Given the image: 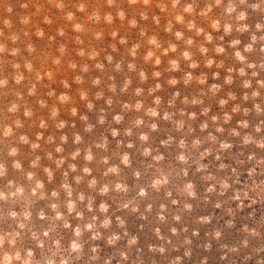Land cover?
<instances>
[{
  "label": "clouds",
  "instance_id": "obj_1",
  "mask_svg": "<svg viewBox=\"0 0 264 264\" xmlns=\"http://www.w3.org/2000/svg\"><path fill=\"white\" fill-rule=\"evenodd\" d=\"M54 3V6L59 11L65 10L64 0H50ZM129 6L142 4L145 8L151 7L152 0H127ZM106 6L113 8L117 6V0H106ZM160 10L168 11L169 6L174 11L175 24H186V28L189 31H195L197 36H203L205 44H212L214 36L211 32H206L203 27H198L194 20H188L185 22V16L199 15L201 17H209L213 13L214 9H220L221 14L213 18L210 23V27L214 32L223 31V35L218 37L221 43L215 45L213 51L216 55H223L226 52V48L223 44L225 36H231L233 32L237 34L249 33V40L247 43H242L239 35L232 38L228 42V47L233 49V58L240 65L237 69L235 67H229L227 69V75L224 78V83L231 85L234 83L235 75L243 78L241 80V87L245 90L251 89V91H245L241 99L245 102L252 101L251 107L242 106L241 104H234L231 109V113L225 112L223 116L211 115L210 122L214 125V131H208L209 120H204L199 124V131L201 133H207L205 136H196V129L189 123V121H195L197 119L196 112H186L184 109L177 111H163L161 113L160 105L162 98L154 95L155 92L161 90L162 85L156 83L154 87L148 89V94L153 95L151 105L145 104L143 99H136L134 103H124L122 107V113L114 114L112 117V123L119 125L124 121V114L127 112L142 113L137 115L133 119L128 127L123 129V136L129 138L127 142L122 139L117 140V146L122 150L115 154L117 163H113V155L107 154L97 156L95 148L99 152H109V139L107 135L100 137L93 145L86 146L81 149L76 147L69 153L68 157H65L64 145L68 142L67 134H62L59 137L60 143H55V137L49 135L46 143L55 144L54 152L58 154L53 156V152L46 154L47 159L55 164V169H64V165L70 159L72 163H67V168L63 170V180L59 185V188L49 190L46 187L47 184H51L54 180L55 170L50 166H44L42 168L43 173L46 176L45 179L40 178L35 169L41 168L42 157L37 154L31 159L29 163V169L26 170L23 162L17 157L20 155V149L17 143L13 141L16 137V129L22 128L23 121L19 118L12 120L11 123L0 121V143L9 141L7 143L6 154L0 156V264H144L141 250L139 249V237L128 231L126 227V218L121 215H115L111 212L112 204L109 201L117 203V207L121 211H126L130 214L138 215L139 219L146 220L149 215L153 214L154 204L152 202V196H162L164 200L170 202L172 206H176L178 209L175 213L171 214V218L175 223H180L183 213H191L193 210V204L190 201L199 198L196 184L187 179L190 169L195 170L196 173L201 174V179L208 183L205 188V195L203 200L205 203H209L210 196L215 194L218 196H225L229 189L233 190L231 200L236 201L237 209H243L244 201H249V205L256 204L258 201H264V179H256L257 176H264V155H258L257 152H251L247 155V162L251 164V167L247 169V175L250 178V183L246 184L242 189L234 188L235 184L240 183V174L235 167L231 168V175L225 174L223 177H217L214 173L209 171V164L204 161L209 156H215L217 161H221V153L230 151L233 148V143L229 140H221L217 134H224L226 129L225 124H229L232 120V113H242L245 119L237 121V126L228 130V135L232 137H239L243 146L252 145L256 149L264 150V135H254L264 132V119H259L255 124L251 125L252 131H243L250 128V121L247 119L250 115L254 114L256 117L264 116V79H257L260 72L264 71V59L250 60L249 55L259 52L264 54V0H208L203 8H200L197 0H161L157 5ZM26 7V5H25ZM87 10L85 3H80L77 7V11L83 13ZM253 13H260L261 20L257 21L254 25H250L247 21L249 19V11ZM11 13L12 9H7ZM65 20L69 23L76 21L75 13L71 10L65 14ZM118 18L120 21L127 19V13L123 8H118L115 16L111 12L101 13L100 10H93L88 19L99 24L101 20L105 23L112 24L114 20ZM141 18L148 19L146 12L141 13ZM154 23L159 24V17H152ZM30 22L28 17L23 20L24 24ZM44 22L51 24L50 17L45 16ZM131 27L137 26V21L133 18L128 21ZM6 27L11 28V21L5 20ZM173 20H169L165 27V31L168 33L173 32L175 27ZM73 31L77 33H83L86 31V27L81 22L72 23ZM259 33V34H258ZM58 35L63 36L65 34L63 28H59ZM117 32H112V37L117 36ZM27 35V33H25ZM141 35H146L144 30L141 31ZM4 36V32L0 30V37ZM38 37H43V30L37 32ZM96 39H102L103 34L101 31H97L94 34ZM175 39L177 41H183L188 47L181 52L180 59L188 62L190 69H196L199 67V62L194 59V54L189 49L194 45L195 41L193 37L185 38L184 33L180 30L174 32ZM6 40L11 41L12 44H16L20 40V34L17 32H11ZM77 43L82 44L83 40L78 39ZM120 44H126L127 39L121 37ZM147 43L152 46V49L148 50L143 57L145 62L152 61L155 57L154 65L159 66L161 59L156 55V51L162 49V44L156 35H151L148 38ZM201 44L198 51L201 55H207L209 49ZM242 45V47H241ZM258 46V47H257ZM113 50H116V46L113 45ZM140 48V44L136 43L132 45L130 55L135 60L137 51ZM30 54L35 52V47L32 44L27 45L26 49ZM61 56L66 52L65 45L61 44L59 48ZM177 51V44L169 42L167 48H163L162 54L167 56L169 52L175 53ZM9 54L11 56H17L20 54V49L17 47L9 48L6 42L0 41V56L3 54ZM83 56L85 53L83 49L78 53ZM98 52L93 49L89 53L90 59H96ZM108 63H112L113 57L108 55L106 57ZM52 63L59 65L61 63L60 57H55ZM169 71H180L179 59L169 60ZM206 67L212 68L215 66L217 69L224 67V62H217L213 58H208L206 61ZM12 67L16 70V74L13 77L15 84L20 85L25 77L23 72L20 71L21 64L14 63ZM23 67L28 71H33V64L30 61L25 60ZM69 67L73 70L77 68V64L72 62ZM95 68L99 71L104 70V64L97 62ZM127 69L129 72H136L137 68L134 62L127 63ZM89 70L88 65L85 64L81 67V71L87 73ZM251 74L249 76V71ZM114 71H123V65L121 62H116L114 65ZM139 80L141 83H145L148 80V74L144 70H139ZM162 73L160 71H153L152 77L154 79L160 78ZM49 80L53 79V73L46 71L41 75L39 72L36 74L37 81L42 80L44 77ZM214 77H218L219 73L214 72ZM255 78V87H253V79ZM113 80L107 87L108 90L114 95L117 92V84L114 77H110ZM194 80L200 85H205L207 82L206 74H201L198 78L194 77L191 71L185 72L183 77V84L185 86L190 85ZM75 82L82 84L84 82L83 77L77 75ZM180 80L176 78H170L167 83L169 86H175L180 83ZM101 84L99 77L92 80V85L98 87ZM9 85V79L7 77L0 76V89L7 88ZM132 85L131 78H125L123 85L119 87L120 93H126L129 87ZM64 87L69 88L70 85L65 81ZM222 90V85L212 83L209 86L208 91L212 96H216ZM144 88L136 87L133 91L135 97L144 96ZM36 86L33 84L28 89L29 95H35ZM49 96L54 95V92L50 91ZM180 93L177 91L174 93L173 99L168 101V107L174 108L175 99L179 98ZM81 100L88 101L87 109L93 110L94 103L88 100V93L86 91L80 92ZM17 99L22 100L21 94L17 93ZM95 99H105L104 92L97 91L95 93ZM61 104H66L71 101V97L67 93H61L58 97ZM229 100L236 101L237 96L229 92L227 99L220 98L218 103L221 108L225 107ZM105 103L111 107L113 105V98L109 96L105 99ZM181 103L184 105H202L203 99L199 97H193L189 99L185 96ZM41 108L47 107V101L41 99L39 101ZM21 105L15 101L11 102L6 111L8 114L15 115L20 111ZM210 108L203 107L201 109V115L207 117ZM33 111L29 107H24L23 116L25 118H31ZM78 109L73 107L71 109V115L77 116ZM59 116V109L53 106L51 110V117L55 119ZM145 117L148 119L146 120ZM80 120L84 122V132L92 133L96 125L88 122L87 115H80ZM107 116L103 110L97 117V124L104 125L106 123ZM164 120L172 125L174 132L179 133V137L174 135H167L166 138L159 141V145L165 149L175 147L176 153L174 156V164H170L166 160V155L160 152L158 147H154L150 143L151 133L159 131V121ZM222 121V122H221ZM48 123L45 120H41L39 127L41 129H47ZM67 125V122L60 120L55 124L57 130H63ZM74 126V125H73ZM146 129V130H145ZM112 138L121 136V130L117 127H111L109 129ZM133 136L139 141V146L131 139ZM43 133H37L36 140L31 141L26 134H20L18 136V143L29 145L32 152H36L41 147L39 141L43 139ZM190 138V139H189ZM73 144L81 145L84 143L83 136L79 133L73 134ZM205 145H208L207 147ZM215 146V147H213ZM136 148L140 157L145 161V167L143 169L133 166L132 154L126 149ZM82 156L84 161L83 166H78L75 161ZM5 157L10 158L5 159ZM99 163L104 165L102 172L103 180L98 179L93 175V168L89 165ZM237 163L243 164L244 161H237ZM228 165L220 162L218 164V171H225ZM125 169L131 170V177L134 180L133 184L128 183L127 177L124 175ZM15 172L19 174L20 179L9 178V172ZM71 174V175H70ZM147 176L148 179H143ZM142 181V182H141ZM85 184L88 192L78 190V186ZM175 193V196H174ZM106 197L107 199H101L97 203L96 197ZM119 197L118 201L116 198ZM40 202H44L43 207L37 208L36 205ZM216 209H220L223 206V201L217 200L213 205ZM90 214V215H86ZM169 204L160 202L155 209V219L157 226L153 231L157 237L159 244H150L148 246L149 252L164 256L168 252V246L172 244L170 237L162 234L159 224H165L168 222L169 217ZM226 214L229 217L235 216L233 208L226 209ZM113 216L115 219L113 220ZM72 220L77 221L75 225L72 224ZM212 220V216L205 215L197 217V223L208 224ZM37 221L41 223H37ZM115 224V229L113 227ZM226 227H233V219L226 221ZM186 232L187 229H184ZM246 233V237L241 239L240 247H248L249 240L247 236H258L260 233L255 227L244 226L242 229ZM64 232H70L65 243ZM170 233L173 236L179 235L176 227L170 228ZM198 231L193 230L192 236H197ZM222 232L219 229L214 230L211 233L213 240H220ZM103 241L104 245L111 247L115 250V254L106 255L101 258L102 248L100 244L96 242ZM123 241V245L118 247L120 242ZM193 241L191 237L185 236L182 241V247L184 248L183 255H176L170 259V264H183L185 258L191 256V245ZM87 247V250H86ZM205 250L211 248V241L203 245ZM225 248V258L228 253H234L239 250L235 245ZM133 249L134 254H133ZM178 250V249H177ZM201 264H206V258L201 261Z\"/></svg>",
  "mask_w": 264,
  "mask_h": 264
},
{
  "label": "rangeland",
  "instance_id": "obj_2",
  "mask_svg": "<svg viewBox=\"0 0 264 264\" xmlns=\"http://www.w3.org/2000/svg\"><path fill=\"white\" fill-rule=\"evenodd\" d=\"M64 2L66 5L65 10L59 11L54 6V3L50 2V0H0V30L4 32V36L0 37V41L6 42L9 48L17 47L20 49V54L17 56H11L7 53L0 56V76L7 77L9 79L8 87L0 89V121L11 123L12 120L17 118L23 121L24 126L20 129H16V137L13 138V141L17 143V146L20 149V155L17 158L23 162L26 170H32L29 169V163L35 155L39 154L42 157L41 168L35 169L34 171L38 173L40 178L45 179L46 181V176L42 171L44 166H50L55 170L53 182L51 184L46 183V187L49 190L59 188V185L63 180V170L67 168V163H72L73 161L69 159L63 166L64 169L56 170L55 164L47 159L46 154L48 152H53L54 157L58 154L54 152L55 144L46 143L47 137L49 135L54 136L55 143L59 144V137L62 134H67L68 142L64 145L65 152L63 155L68 157L69 153L72 152L76 147L83 149L86 146L93 145L100 139V137L107 135L109 139V152H99L95 148L93 150L97 152L98 157L107 154L113 155L112 162L117 163L118 160L116 159L115 154L125 150L117 146V140L122 139L127 142L129 138L123 136V129L128 127L130 122L135 119L137 115H142V113H123L124 121L119 125L112 123V117L114 114L122 113V107L124 103H134L136 99H143L146 106L151 105L154 97L153 95L148 94V89L154 87L156 83H160L162 85L161 90L155 92L154 94L162 98V103L160 105L161 113H163L165 110L178 112L180 109H184L189 113H197V119L195 121H189V123L192 124V126L196 129V136L203 137L207 134L206 132L201 133L199 131V124L204 120H209L208 131H214L215 126L210 122L211 115L215 114L222 117L225 112L231 113V109L234 104H241L242 106L251 107L252 101L245 102L241 99L245 91H251V89L245 90L241 87V80L243 78L233 73L234 83L231 85L224 83V78L228 74L227 69L229 67H235L237 69L240 67V65L233 58V49L227 46L228 42L232 38L239 35L242 43H247L249 40V33L240 35L233 32L231 36H225L223 44L226 48V52L223 55H216L213 49L216 44L221 43L218 37L223 35V31L221 30L220 32H214L210 27V23L213 18L221 14L220 9H214L213 13L210 14L209 17H201L199 15L192 17L187 15L185 16L186 23L188 20H194L198 27H203L206 32L212 33L215 38L213 43L205 44L204 37L202 35L197 36L195 31L187 30L186 24H175L173 19L175 13L170 8V6L168 11L162 12L157 6L161 0H152L151 7L148 8H145L142 4L129 6L127 0H117V6L113 8H108L106 6V0H64ZM82 2L86 4L87 8V10L83 13L77 11L78 5ZM165 2H167V0H165ZM207 2L208 0H197L200 8H203ZM9 7L12 9L11 13L7 11ZM118 8H123L127 13V19L124 21H120L118 18H116L112 24L105 23L103 20H101L99 24H95L88 19L89 14L93 10H100L101 13L111 12L115 16ZM69 10L73 11L76 16V21H73L72 23H83L86 27L85 32L77 33L73 31L72 23H69L65 20V14ZM248 11L250 15L247 22L250 25H254L257 21L261 20L260 13H253L251 10ZM143 12L148 14L147 20L141 18V13ZM45 16L51 18V24L44 22ZM153 16L159 17V24L154 23L152 19ZM25 17H28L30 20L28 24L23 23ZM133 18L137 21L136 27H131L129 25L128 21ZM5 20L11 21V28L5 26ZM169 20H173V23L175 24L172 33L165 31V27ZM59 28L64 29L65 34L63 36L57 34ZM41 29L44 32V36L42 38L37 36V32ZM142 30L146 32V35H141ZM176 30L182 31L185 38H194L195 43L189 50L193 52L194 59L199 62L198 68L190 69L188 67V62L180 59L181 52L188 46L183 41H177L175 39L174 32ZM97 31L102 32V39L98 40L95 38L94 34ZM113 31L118 33L115 38L112 37ZM11 32H17L20 34V40L17 41L16 44H12L11 41L6 40V37L9 36ZM25 33H27V35H25ZM151 35H156L162 44V49L156 51V55L159 56L162 61L159 66L154 65L155 57H153L152 61L148 62H145L143 59L147 51L152 49V46L147 43L148 38ZM121 37H125L127 39L126 44L119 43ZM78 39L83 40V43H77ZM169 42L177 44V51L175 53L169 52L168 55L165 56L162 54V51L163 48L168 47ZM136 43L140 44V48L137 51L135 60H133L132 56L130 55V50L132 45ZM28 44H32L35 47V52L30 54L26 50ZM61 44L65 45L66 47V52L63 56H61L59 51ZM201 44H205V46L209 49L207 55H201L199 53L198 48ZM113 45L116 46L115 51L113 50ZM81 49H83L85 53L83 56L78 54ZM93 49L99 53L96 59L89 58V53ZM108 55L113 57L112 63H108L106 59ZM55 57H60L61 63L59 65L52 63V60ZM173 58L179 59L180 71L168 70V62ZM208 58H213L217 62L223 61L224 67L220 69H217L215 66L212 68L206 67L205 65ZM249 59H264V54H259V52L253 53L249 55ZM25 60L30 61L33 64L32 72H28L23 67ZM118 61L123 65V71L121 72L114 71V65ZM72 62L77 64V68L75 70L69 67V64ZM97 62H102L104 64L103 71H99L95 68V64ZM128 62L135 63L137 68L136 72L128 71ZM14 63L21 64L20 71L23 72L25 77L24 81L20 85L15 84L13 81V77L16 74V70L12 67ZM85 64H87L89 68L87 73L81 71V67ZM139 70H144L148 74L149 78L147 82H140L138 75ZM46 71H51L53 73V79L49 80L45 76L42 80L37 81V72L43 75V73ZM153 71H160L162 73L161 77L154 79L152 77ZM188 71H191L194 77L197 78L201 74H206V84L200 85L196 82V80H194L190 85L185 86L182 81L185 72ZM248 71L250 76L251 70ZM214 72H218L219 76L214 77ZM77 75L83 77L84 82L82 84L75 82V77ZM97 77H99L101 80V84L98 87L92 85V80ZM110 77H114L115 83L117 84V92L115 95L111 93L107 87L113 82ZM129 77L132 80V85L129 87L126 93H120L119 87L123 85L125 78ZM170 78H176L181 82L175 86H169L167 81ZM257 79H264V71L260 72V75L257 77ZM65 81L70 85L69 88L64 87ZM212 83L222 85V90L216 96H212V94L208 91L209 86ZM33 84L36 86V93L35 95H29L28 89ZM138 86L144 88L145 90L143 97H135L133 95L134 89ZM253 87H255V78L253 79ZM101 90L104 92L105 99H107L109 96L113 98V105L111 107L105 103V99H95V93ZM50 91L54 92V95L49 96L48 93ZM81 91H86L88 93V100L94 103L93 110L89 111L87 109L86 105L88 101L81 100ZM177 91L180 93V96L179 98L175 99L174 108H169L168 101L173 99L174 93ZM261 91L262 94H264V89ZM229 92L234 93L237 96V100H229V103L225 107L221 108L218 101L220 98L227 99ZM17 93L22 95V100L17 99ZM61 93H67L71 97V101L66 104H61L58 100V97ZM185 96H187L189 99L193 97H199L203 99V104L197 106H192L190 104L184 105L181 103V100ZM41 99L47 101V107H40L39 101ZM13 101L21 105L20 111L15 115L8 114L6 111L7 107ZM25 106L31 108L34 113L30 119L23 116V110ZM53 106L59 109V116L55 119L51 117V110ZM73 107L78 109L77 116L71 115V109ZM203 107L210 108L207 117L200 114ZM101 110H103L107 116V120L104 125L97 124V117L101 113ZM82 114L88 116V122L96 125L92 133L84 132V122L80 120V115ZM232 117L233 118L229 124L224 125L226 129L225 133L217 135L221 140H229L232 142L233 148L230 151L221 153V161H217L213 155L206 158L204 162L209 164V171L214 173L217 177H223L225 174L231 175V168L235 167L237 172L240 174V183L235 184L234 188L242 189L246 184L251 182L247 175V169L251 167V164L247 162V155L254 151L257 152L258 155H264V150L256 149L252 145L243 146L239 137H232L228 135V130L236 127L237 121L245 119L242 113H232ZM42 119L45 120L49 125L46 130L39 127V123ZM145 119L147 120L148 118L145 117ZM247 119L250 121V128L247 130H242V132H251V125L255 124L259 119H264V116L256 117L254 114H252L247 117ZM60 120L66 121L68 125L63 130H57L55 127V124ZM158 123L159 131L151 133L150 143L154 147H158L160 152L166 155L167 162L174 164V156L176 153L175 147L173 146L171 148L165 149L159 145V141L166 138L169 134L177 137H179L180 134L174 132L172 125L169 122L160 120ZM111 127L119 128L121 130V136L115 139L112 138L109 132ZM41 132L43 133L44 138L39 141L41 147L37 149L35 153L32 152L29 145L18 143V136L20 134H26L31 141H35L37 133ZM74 133H79L83 136V144H73L72 141ZM254 135H264V132L260 134L254 133ZM131 139L137 144V146H139V141L135 136H133ZM8 142L9 141L0 143V156H4L6 154ZM205 146L207 147L208 145ZM126 150L132 154L133 166L143 169L145 167V161L139 156L137 149L133 148ZM5 159L10 160V158L7 157H5ZM237 161H244V163L240 164L237 163ZM220 162L228 165V168L225 171H218V164ZM75 163H77L78 166H83L84 161L82 156L78 158ZM89 166L93 168L94 176L101 180L104 179L102 177L104 165L94 163ZM124 175L127 177L128 183L130 185L134 183V180L131 177L130 169H125ZM9 178L20 179L21 177L19 174L10 170ZM143 179L146 180L148 177L145 176ZM187 179L193 181L196 184L199 198L190 201L193 204V210L191 213H183L180 223H175L171 218V214L175 213L178 209L176 206H172L169 201L164 200L162 196H152L151 199L154 204L153 214L149 215L146 220L139 219L138 215L136 214H130L126 211H121L117 207L116 202L109 201V203L112 204L111 212H113L115 215H121L126 218V227L128 231L139 237L138 246L141 250L144 264H170L171 258L175 257L176 255H183L184 248L181 245L185 236L191 237L193 243L190 246L192 250L191 256L190 258H185L183 264H201V261L205 258L206 264H264V201H258L256 204L249 205V201L245 200L244 208L237 209V202L230 199V197L233 195V190L229 189L225 196L213 194L210 196L211 202L205 203L203 200L205 188L207 187L208 183L211 182L203 181L201 179V174L196 173L194 168L190 169ZM256 179H264V176H257ZM0 183H2V181H0ZM78 190H83L86 193L88 192L85 184L78 186ZM96 199L98 203L101 199L107 198L97 196ZM118 199L119 197L116 198L117 201ZM217 200L223 201V206L220 209H216L213 206ZM160 202L169 204L170 213L168 222L165 224H159L162 234L170 237L172 241V244L168 246V252L164 256H160L158 254L154 255L148 250V246L150 244L160 243L153 231L154 227L157 226V221L155 219V209ZM43 206L44 202H40L36 205L37 208ZM229 207L234 209V217H229L226 214V209ZM86 215L90 214L86 213ZM205 215L212 216L211 222L208 224L197 223V217ZM114 219L115 216H113V220ZM228 219H233V227L231 228L226 227V221ZM37 223L39 224L41 222L37 221ZM76 223L77 221L72 220L73 225ZM244 226L255 227L260 233L255 237L247 236L249 244L246 248L240 247L241 239L245 238L247 235L242 231ZM113 227L115 229V224ZM171 227H176L179 235H171ZM184 229H187V231L185 232ZM216 229H219L222 232V236L218 241L213 240L211 237V233ZM115 230L120 231L119 229ZM193 230L198 231L199 234L197 236H192ZM70 235V232H64L65 243L67 242V239L70 237ZM209 241H211V248L209 250H205L203 245ZM96 243L100 244L101 248L103 249L101 252V258L106 255L115 254V250L111 247L105 246L103 241ZM122 245L123 241L120 242L118 247ZM225 245L229 247L235 245L239 248V250L234 253H228L227 257L225 258ZM134 251L135 250L133 249V254ZM113 264H115V260H113Z\"/></svg>",
  "mask_w": 264,
  "mask_h": 264
}]
</instances>
